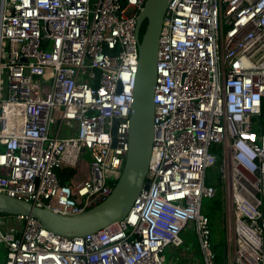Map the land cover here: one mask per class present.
I'll return each mask as SVG.
<instances>
[{
    "label": "built area",
    "instance_id": "2783aa9c",
    "mask_svg": "<svg viewBox=\"0 0 264 264\" xmlns=\"http://www.w3.org/2000/svg\"><path fill=\"white\" fill-rule=\"evenodd\" d=\"M146 2L0 0V193L69 216L112 193L129 148ZM263 100L264 0H172L150 186L123 220L80 237L0 213V264H187L178 257L187 229L203 264H264ZM64 167L75 170L67 182ZM218 194L222 252L204 206Z\"/></svg>",
    "mask_w": 264,
    "mask_h": 264
},
{
    "label": "water",
    "instance_id": "95a60500",
    "mask_svg": "<svg viewBox=\"0 0 264 264\" xmlns=\"http://www.w3.org/2000/svg\"><path fill=\"white\" fill-rule=\"evenodd\" d=\"M172 0H147L138 19L139 64L133 90L129 148L121 177L112 193L101 203L74 216L56 213L30 201L0 193V213L37 219L44 228L62 237H80L98 232L123 220L148 177L154 143L157 62L163 21ZM146 29L140 38L143 25ZM122 86L120 85L119 90ZM113 134L116 133V123ZM225 253V250H224Z\"/></svg>",
    "mask_w": 264,
    "mask_h": 264
},
{
    "label": "rangeland",
    "instance_id": "374dc122",
    "mask_svg": "<svg viewBox=\"0 0 264 264\" xmlns=\"http://www.w3.org/2000/svg\"><path fill=\"white\" fill-rule=\"evenodd\" d=\"M141 37L143 35V32L141 30ZM89 159V156L87 155V160ZM218 171L216 168H211L208 170V180L212 182L215 185H218L217 180ZM209 201L205 200V205ZM192 229H187L183 231L181 234L185 238L186 243L178 250L179 258L182 259L183 262H186L187 264H192L191 262L195 264H203V255L202 251L199 248V243L196 240V236L192 233ZM214 237L217 243H220L223 239H225L226 236V225L225 221L220 217V220L216 221L215 226L213 227ZM221 252L223 251V246L221 245ZM176 251L172 247H168L166 249L165 255L168 260L171 259L172 256L176 255ZM197 262H194V260ZM6 260V253L2 252L0 253V262H4Z\"/></svg>",
    "mask_w": 264,
    "mask_h": 264
},
{
    "label": "trees",
    "instance_id": "16d2710c",
    "mask_svg": "<svg viewBox=\"0 0 264 264\" xmlns=\"http://www.w3.org/2000/svg\"><path fill=\"white\" fill-rule=\"evenodd\" d=\"M146 29V23L143 25L142 27V32L144 33ZM264 100L262 102V113H261V121H262V125L261 126H257L256 130L258 132H263L262 128L264 127ZM75 172V170L71 167H64V168H60L58 169V173L62 179V181H68L69 177L71 175H73ZM209 201L205 206V212L210 216V218L213 221V227L216 224L217 220H220V212H221V196L220 194H218L215 198L207 200ZM224 246V239L218 243L216 245V248H220V246Z\"/></svg>",
    "mask_w": 264,
    "mask_h": 264
},
{
    "label": "bare ground",
    "instance_id": "6f19581e",
    "mask_svg": "<svg viewBox=\"0 0 264 264\" xmlns=\"http://www.w3.org/2000/svg\"><path fill=\"white\" fill-rule=\"evenodd\" d=\"M264 108V107H263Z\"/></svg>",
    "mask_w": 264,
    "mask_h": 264
}]
</instances>
